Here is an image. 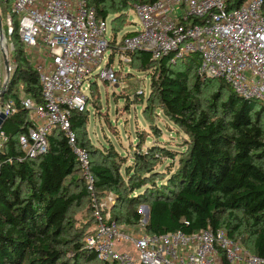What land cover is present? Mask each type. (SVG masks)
<instances>
[{"label":"trees","instance_id":"1","mask_svg":"<svg viewBox=\"0 0 264 264\" xmlns=\"http://www.w3.org/2000/svg\"><path fill=\"white\" fill-rule=\"evenodd\" d=\"M155 1L93 0L92 6L99 19L112 17L114 30L119 32L135 4ZM231 2L228 8L234 9L243 0ZM13 3L0 0V12L3 8L8 26H2L4 37L14 42L10 52L13 71L2 103L12 99L18 109L2 128L8 141L0 151V264H85L98 260L108 264L85 247V238L95 223L93 196L109 193L124 209L128 207L125 213H117V208L111 215L119 224H140L144 216L139 206L146 203L150 211L146 233L150 236L226 229L230 238L264 258V103L242 97L224 79L198 73L191 85L189 70L176 71L175 66L185 63L195 67L193 56L173 63L171 56L155 60L148 52L133 54L139 71L151 73L145 114L158 107L189 137L188 150L166 183L157 182L158 174H154L151 163L157 155L156 144L146 152L135 153L133 166L125 169L127 183L110 158L119 156L114 150L103 154L102 161L93 162L87 136L92 88L97 87L93 82L87 110L71 118L77 146L90 156L94 180V190L90 191L75 149L61 130L52 131L48 151L37 158H25L19 145V136L29 126L21 94L39 103L43 99L39 73L26 56L18 34L19 19L12 13ZM209 83L220 87L208 104L199 93ZM138 138L141 146L144 137L141 134ZM68 181L75 185V191L68 187ZM86 200L91 204L80 229L77 214ZM237 213L248 222L240 221Z\"/></svg>","mask_w":264,"mask_h":264},{"label":"built area","instance_id":"2","mask_svg":"<svg viewBox=\"0 0 264 264\" xmlns=\"http://www.w3.org/2000/svg\"><path fill=\"white\" fill-rule=\"evenodd\" d=\"M92 1L14 0L12 13L19 19L18 34L39 73L43 99L39 103L21 94L29 124L27 132L19 136L25 158L45 154L49 135L59 129L75 149L93 191L90 156L77 146L71 118L87 110L95 77L118 86V73L123 66L132 65L137 52L151 53L155 60L171 56L173 63L199 55L200 75L224 79L237 94L264 103V0H243L234 9L228 8L232 0L137 3L133 10L140 18V28L120 43L114 29L109 39L108 19L97 17ZM8 24L12 32L10 15ZM111 49L113 54L106 61ZM116 54L118 70L113 67ZM104 63L107 65L102 67ZM5 83L0 59V95ZM2 98L0 115L10 119L17 113L16 102L2 103ZM7 141L1 130L0 151ZM93 208L95 223L85 247L108 264H264V258L230 238L226 229L150 236L146 233L148 207L139 209L144 219L136 226L112 221L95 196ZM128 243L132 253L125 245Z\"/></svg>","mask_w":264,"mask_h":264},{"label":"rangeland","instance_id":"3","mask_svg":"<svg viewBox=\"0 0 264 264\" xmlns=\"http://www.w3.org/2000/svg\"><path fill=\"white\" fill-rule=\"evenodd\" d=\"M129 12V20L123 23V28L118 33V42H122L127 35H132L140 28V18L136 12L131 9ZM3 28L6 25V14L3 8L0 12ZM112 17L108 18V36L109 39L114 35V27ZM13 27V25H12ZM5 32L3 31V35ZM1 36V35H0ZM4 43L0 38V59H2V67L4 66V45H9L10 52L13 48V40L8 36L4 37ZM113 54L112 49L106 54V61ZM194 62L197 64L178 63L176 71H188L189 83L194 84V77L200 71L202 59L199 55L193 56ZM11 60V59H10ZM11 62V61H10ZM111 62V61H110ZM131 66H123V70L118 73L119 85L111 86L109 83H104L99 77H95L97 87L92 88V98L89 106V124L87 127V136L92 145V161L100 162L111 150L118 153L119 156H110L114 165L119 169V172L124 176L125 182H128L125 169L133 166L135 153L146 152L148 147H153L155 144L156 158L151 160L154 165V174L157 175V182H167V176L174 173L181 166V159L185 157L188 150L189 137L182 132L170 119L158 108L152 107L145 114L144 106L147 104V99L151 90V73L140 72L139 63L132 62ZM104 63L102 67L106 66ZM113 67L115 70L120 68L118 55L114 56ZM206 85V84H205ZM218 83H209L202 87L199 97L210 103L213 100L212 95L219 91ZM143 135L144 140L141 146L138 145L139 136ZM167 151V152H165ZM109 156V155H108ZM79 177L80 174H77ZM150 176V179H152ZM153 180H155L153 178ZM71 191H75V185L70 186V181L67 183ZM97 201L105 207L107 213L114 214L125 213L128 207L117 202V199L112 193L105 196H95ZM89 200L84 202L83 209L79 211L77 228H84V217L88 211ZM148 207L146 203H141L139 209ZM240 221L246 223L247 218L242 213H237ZM89 229V228H88ZM87 229V231H88ZM86 231V232H87ZM248 236V235H246ZM250 242L252 238L247 237ZM128 250L132 253V244H125ZM125 247V246H124ZM100 261L98 260V263ZM85 263V264H98ZM100 264V263H99Z\"/></svg>","mask_w":264,"mask_h":264},{"label":"water","instance_id":"4","mask_svg":"<svg viewBox=\"0 0 264 264\" xmlns=\"http://www.w3.org/2000/svg\"><path fill=\"white\" fill-rule=\"evenodd\" d=\"M0 38L2 39V43H4V35H3V28H2V20L0 16ZM4 66H5V71H6V83L3 88L2 94L0 97H3L8 91H9V83H10V78H11V62H10V47L9 45H4ZM8 118L4 116L3 114L0 115V131L4 127L5 123L7 122ZM150 217V211L147 209L146 212V221L149 220Z\"/></svg>","mask_w":264,"mask_h":264}]
</instances>
